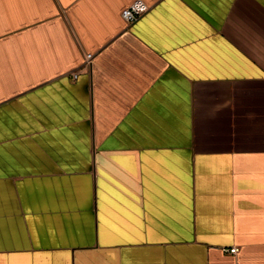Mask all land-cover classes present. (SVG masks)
I'll use <instances>...</instances> for the list:
<instances>
[{"label":"crops","instance_id":"crops-1","mask_svg":"<svg viewBox=\"0 0 264 264\" xmlns=\"http://www.w3.org/2000/svg\"><path fill=\"white\" fill-rule=\"evenodd\" d=\"M134 1L0 0V264H264V0Z\"/></svg>","mask_w":264,"mask_h":264},{"label":"built area","instance_id":"built-area-1","mask_svg":"<svg viewBox=\"0 0 264 264\" xmlns=\"http://www.w3.org/2000/svg\"><path fill=\"white\" fill-rule=\"evenodd\" d=\"M149 7L143 3L140 0L134 1L132 4H130L127 8H125L121 13V18L126 24V26H131L136 21L139 20V18L148 11ZM92 61V55L86 54L85 55V63L90 64ZM76 76L73 75V79H75ZM238 251L237 248H232L229 250L230 254H236Z\"/></svg>","mask_w":264,"mask_h":264}]
</instances>
